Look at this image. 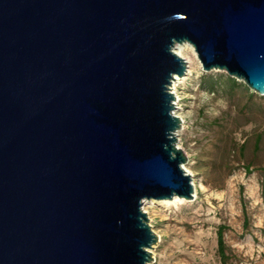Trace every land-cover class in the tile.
Listing matches in <instances>:
<instances>
[{"label": "water", "instance_id": "water-1", "mask_svg": "<svg viewBox=\"0 0 264 264\" xmlns=\"http://www.w3.org/2000/svg\"><path fill=\"white\" fill-rule=\"evenodd\" d=\"M185 42L264 95V0H0V264H150Z\"/></svg>", "mask_w": 264, "mask_h": 264}, {"label": "rangeland", "instance_id": "rangeland-1", "mask_svg": "<svg viewBox=\"0 0 264 264\" xmlns=\"http://www.w3.org/2000/svg\"><path fill=\"white\" fill-rule=\"evenodd\" d=\"M184 59L191 70L171 92L181 116L177 146L196 194L177 204H144L157 235L150 264H223L221 225L230 264H264V95L242 80L232 86L226 71H204L195 49Z\"/></svg>", "mask_w": 264, "mask_h": 264}, {"label": "bare ground", "instance_id": "bare-ground-1", "mask_svg": "<svg viewBox=\"0 0 264 264\" xmlns=\"http://www.w3.org/2000/svg\"><path fill=\"white\" fill-rule=\"evenodd\" d=\"M194 47L190 44V43H187V42H185V43H181V44H177L176 46H175V49H174V51H175V53L177 54V55H179L180 57H182L183 59L185 58V55H186V53H188L189 51H193L194 49H193ZM187 62V74L190 72V70H191V61H186ZM181 79V77H175V79L173 80V83H172V85H171V91L173 92V93H176L175 91H176V89H177V82L179 81ZM176 102H178V98H177V100H175ZM175 115H177L179 118L181 117L179 114H175ZM178 135V132H176V136ZM188 172V171H187ZM195 194H196V189H195ZM185 200L184 199H181V198H178V197H175L174 199H172V200H162V201H156V200H151L150 202H162V203H164L165 205H171V204H177V203H182V202H184Z\"/></svg>", "mask_w": 264, "mask_h": 264}, {"label": "trees", "instance_id": "trees-1", "mask_svg": "<svg viewBox=\"0 0 264 264\" xmlns=\"http://www.w3.org/2000/svg\"><path fill=\"white\" fill-rule=\"evenodd\" d=\"M229 81L231 82L232 86L236 85L237 84V80L234 79V78H231L229 77L228 78ZM261 141V137L258 136L257 138V141H256V146L258 147L259 143ZM244 147L245 145H242L241 147V152L244 151ZM247 170L249 172H251V165L248 164L247 165ZM217 244H218V255L222 261L223 264H230L229 263V259H230V256H229V253H228V246L226 244V241H225V226L221 225L218 229V233H217Z\"/></svg>", "mask_w": 264, "mask_h": 264}]
</instances>
